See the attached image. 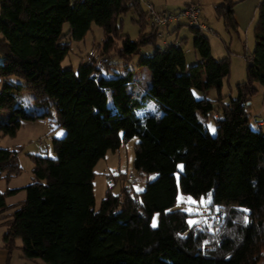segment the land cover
Here are the masks:
<instances>
[{"label":"trees","instance_id":"obj_1","mask_svg":"<svg viewBox=\"0 0 264 264\" xmlns=\"http://www.w3.org/2000/svg\"><path fill=\"white\" fill-rule=\"evenodd\" d=\"M73 3L0 0V137H15L22 121L50 116L51 109L56 110L57 126L66 131L53 140L55 158L30 156L34 182L24 188L26 199L5 222L9 254L21 239L22 258L41 261L36 264H259L264 259V124L252 127L249 104L259 86L264 89V0L258 7L247 79L228 103L221 90L231 73L230 60H216L210 40L199 29L187 23L201 58L188 66L182 46L157 45L163 28L145 31L151 25L140 0ZM235 5L222 0L216 7L227 28L238 26ZM132 10L141 18L136 41L121 26L122 16ZM65 23L70 30L64 34ZM93 24L105 34L104 68L97 69L100 64L91 57L78 74L63 69L71 42L84 40ZM148 47L153 51L142 54L138 67L151 72L146 95L163 115L139 117L144 104L131 88L134 71L110 62H131ZM211 89L218 91L222 104L205 97ZM23 92L45 108L41 115L21 109ZM209 118L216 119L215 135L204 123ZM136 137L134 171L140 178L152 173L158 177L138 192L126 174L112 176L96 210L95 167L108 152ZM18 155L0 148V182L21 174ZM179 163L184 164L182 193L196 199L211 195L208 209L221 213V220L191 227L188 213L169 211L178 203ZM118 181L121 188L114 193ZM16 191H0V221L7 218L6 196ZM155 214H160L156 228ZM205 245L215 247L206 250Z\"/></svg>","mask_w":264,"mask_h":264},{"label":"rangeland","instance_id":"obj_2","mask_svg":"<svg viewBox=\"0 0 264 264\" xmlns=\"http://www.w3.org/2000/svg\"><path fill=\"white\" fill-rule=\"evenodd\" d=\"M78 0H74L76 3ZM142 6L145 8L144 2H150L154 5L157 12L165 13L167 15L178 16L176 20H182L185 23V19L181 16V12L194 0H142ZM236 1V0H234ZM73 3V4H74ZM216 3V4H215ZM222 3V0H201V15L200 21L206 26L210 27L213 32L207 33L203 32L211 43L212 56L216 59H223L228 57L231 65V73L225 78L223 88L221 90V95L225 98V103L230 101V98L237 97V85L246 81L247 79V65L251 59V56L255 49V27L258 20L257 16L252 21V18L246 17V21L237 18L235 14V20L238 24L236 29L227 28L223 18L218 17L216 7ZM236 6V5H235ZM235 10V8H234ZM0 16H1V6H0ZM141 20L140 17L132 10L129 13L122 16L123 22L121 23L123 34L128 35L131 40L136 41L140 36L141 26L136 21ZM143 19V17H142ZM243 19V18H242ZM144 20V19H143ZM148 20V18L146 19ZM149 21V20H148ZM187 23V22H186ZM145 22L142 23L144 25ZM147 26V25H146ZM145 26V27H146ZM173 27V26H172ZM151 26L146 27L145 31L150 32ZM70 30L69 23H65L63 26V33H67ZM163 33V30H160ZM172 38L169 41H175L177 38L180 39L182 43V55L188 66L196 65L201 58L198 54L197 49L194 46L195 34L190 30L187 25L181 32H173ZM105 39L104 31L101 27L93 24L91 31L87 34L82 41H72L70 46V51L64 61L62 62L63 69H72L76 74L79 73L80 66L89 62L91 57H95L97 64H100L104 68L103 59H105L103 41ZM69 42L68 40H64ZM120 44L121 40H116V43ZM162 39L159 38L157 45L160 46ZM117 46V45H116ZM116 52V47H115ZM152 48H143L141 53L133 58L131 62L126 60H121L118 58H113L110 62L111 65L120 63L123 67L127 65V70L134 71L138 68V63L142 58V54L151 51ZM187 51H190L187 53ZM107 55V54H106ZM198 58V60H197ZM3 62V58L0 56V63ZM107 65V64H106ZM114 70H119L114 68ZM104 70L103 74H106ZM126 70L122 69V73ZM138 75L136 81L131 87L133 90L139 93V97L144 104V107L137 112L139 117H147L150 115L162 116L163 111L161 110L159 104L146 95L148 88L151 83L147 82V77L145 74H140V82H138ZM143 80V81H142ZM198 94V93H197ZM199 97L203 94L199 93ZM205 97L217 101L220 103L219 93L215 89L209 90ZM19 103L21 109L26 112L32 113L34 115H41L45 108L36 105L33 102V95L30 92H23L19 97ZM50 116L44 118H37L34 121H22L21 128L19 129L15 137L5 136L0 137V148L12 149L19 152L18 159L21 166V174L13 178L4 177L0 182V191L6 194L10 190H17L14 194H8L6 196V203L8 209L5 212L7 218L0 221V231H6L7 224L6 221L12 219L13 213L19 208L21 203L26 199L27 193L24 190L25 187L34 182V163L31 160V155H47L51 158H55L56 155L53 150V140L62 139L66 135V131L63 128L57 126V113L55 109H51ZM249 114L252 116L251 125L253 128L255 122H264V89L259 86V93L252 98L249 104ZM209 132L212 135L216 133V119L209 118L204 122ZM42 142V146L40 145ZM139 139L133 138L127 140L119 150L116 152H108L106 158L99 161L95 167L96 177L94 180V193H95V209L99 210L101 202L105 197L107 187L110 185L109 177L118 176L120 174L127 175L128 177L134 176V188L138 192L145 190L148 182L154 181L157 177V173H152L147 175L145 178H140L136 171H134L133 163L135 159V146ZM184 171V164L179 163L176 173L177 183L179 185V197L177 205L170 209L169 211L181 210L188 213L190 216L188 218L191 227L198 225L199 227H204V222L211 221L214 212H211L208 205L211 203V195L208 197H201L196 199L191 195L183 194L180 188V178ZM121 181H118V186L114 190V193H118L121 188ZM194 201V203H193ZM160 214H155L152 219V226L154 228L159 226ZM22 247L23 242L21 239L16 241V249L13 251L12 264H36L33 261L30 262L22 258ZM215 246L205 245L204 249L212 250ZM264 257V252H263ZM264 264V259L259 263Z\"/></svg>","mask_w":264,"mask_h":264},{"label":"crops","instance_id":"obj_3","mask_svg":"<svg viewBox=\"0 0 264 264\" xmlns=\"http://www.w3.org/2000/svg\"><path fill=\"white\" fill-rule=\"evenodd\" d=\"M261 2H262V0H236L237 5L235 6L234 12H235V14H237V18H239L243 21H246V17H249V18H252V21H253L255 16H257L258 7L261 4ZM193 3H198L201 6V0H194ZM155 10H156V8H155ZM136 15H137V13H136ZM181 21L182 20H174L168 26L161 29V30H163V33L160 32L161 34L159 36V38L162 39L161 46L163 45L164 42L170 44V43H174L176 40H180L177 38L175 41H169V39L173 37V36H171L173 32H176L179 34V32H181L182 29L184 28V25L185 24L188 25L187 24L188 22L186 19H185V23H183ZM152 51H153V49L149 52H145L144 55H149L152 53ZM188 52H190V51H187V53ZM197 60H198V58H197ZM135 72H136L135 73V80H136L137 74L139 73V75L140 74L146 75L148 83L152 82L151 72L147 68H143V67L139 68L138 67ZM139 75H138V80H137L138 82H140L139 81L140 80ZM263 124H264V122H263ZM5 233H6V231H4V232H2V230L0 231V264H12V255L13 254L12 255L9 254V251L6 248L5 242L3 239Z\"/></svg>","mask_w":264,"mask_h":264},{"label":"built area","instance_id":"obj_4","mask_svg":"<svg viewBox=\"0 0 264 264\" xmlns=\"http://www.w3.org/2000/svg\"><path fill=\"white\" fill-rule=\"evenodd\" d=\"M143 2L142 0H140ZM148 13L149 17L148 20L150 22V25L154 29H161L166 26H168L172 21L176 20L178 16H173V15H167L165 13H159L155 10L154 6L150 2H144ZM200 15H201V9L200 5L198 3H192L191 5L187 6L182 12L181 16L188 21V24L190 27L199 29L202 32H207V33H212L213 30L206 26L205 24L201 23L200 21ZM175 45L178 48H181L182 44L179 40L175 41ZM102 66L98 65L97 69L101 70ZM259 126H262L263 123H258ZM40 145H42V142L40 141ZM111 177H109V181H111ZM130 179L134 180V176H130ZM212 218L214 220H221L223 218V215L221 213L215 212L212 215Z\"/></svg>","mask_w":264,"mask_h":264},{"label":"snow or ice","instance_id":"obj_5","mask_svg":"<svg viewBox=\"0 0 264 264\" xmlns=\"http://www.w3.org/2000/svg\"><path fill=\"white\" fill-rule=\"evenodd\" d=\"M193 203H194V201H193Z\"/></svg>","mask_w":264,"mask_h":264}]
</instances>
